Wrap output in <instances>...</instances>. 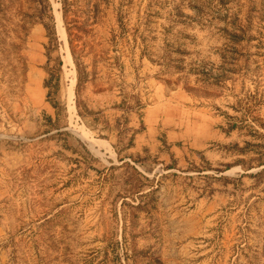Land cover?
<instances>
[{
	"label": "rangeland",
	"instance_id": "374dc122",
	"mask_svg": "<svg viewBox=\"0 0 264 264\" xmlns=\"http://www.w3.org/2000/svg\"><path fill=\"white\" fill-rule=\"evenodd\" d=\"M0 264H264V0H0Z\"/></svg>",
	"mask_w": 264,
	"mask_h": 264
},
{
	"label": "trees",
	"instance_id": "16d2710c",
	"mask_svg": "<svg viewBox=\"0 0 264 264\" xmlns=\"http://www.w3.org/2000/svg\"><path fill=\"white\" fill-rule=\"evenodd\" d=\"M64 5H65V3H64Z\"/></svg>",
	"mask_w": 264,
	"mask_h": 264
}]
</instances>
